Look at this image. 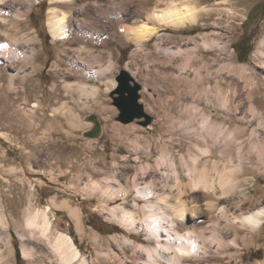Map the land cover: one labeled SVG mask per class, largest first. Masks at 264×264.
<instances>
[{
    "label": "rangeland",
    "instance_id": "rangeland-1",
    "mask_svg": "<svg viewBox=\"0 0 264 264\" xmlns=\"http://www.w3.org/2000/svg\"><path fill=\"white\" fill-rule=\"evenodd\" d=\"M164 1L90 0L84 27L95 23L106 42L84 43L85 54L77 50L82 42L76 36L52 39L47 27L50 0L30 1L19 35L31 38L23 48L31 58L13 63L0 59V255L10 264L52 263L46 260V244L25 228L26 216L37 209H48L51 233L70 234L87 264H144L140 252L124 245L127 252L122 254L118 245L131 230L109 208L125 200L101 199L87 184L103 181L113 171L122 181L142 164L154 166L162 150L178 166L182 156L190 160L194 155L198 161L235 164L236 180L215 212L219 234L227 233L222 246L221 240L220 246L216 239L209 246L206 240V249L216 256L211 263L264 264V217L254 229L226 218L264 206V0H195L200 9L196 24L161 28L140 47L118 30L119 24L132 27L147 21L149 11L163 7ZM203 38L215 41L208 46L201 43ZM159 46H179L188 55L168 56ZM246 51V60L240 61ZM185 56L191 60L184 65ZM108 65L95 78L85 74ZM122 68L141 84L139 102L150 117L145 125L144 116L126 123L117 119L110 94ZM208 123H221L234 138L220 135L214 140L208 134L213 155L204 156L196 140ZM149 170L146 180L161 187V172L149 168L144 174ZM137 177L143 186L142 173ZM204 215L200 224L207 236L213 221ZM140 224L132 237L147 243ZM22 246L31 255H23Z\"/></svg>",
    "mask_w": 264,
    "mask_h": 264
},
{
    "label": "bare ground",
    "instance_id": "bare-ground-1",
    "mask_svg": "<svg viewBox=\"0 0 264 264\" xmlns=\"http://www.w3.org/2000/svg\"><path fill=\"white\" fill-rule=\"evenodd\" d=\"M30 1L0 0V59L4 58L8 62L13 63L17 60L21 62L22 60L31 58H27L26 51L23 50V48L30 46L29 41L31 38L27 37V35H19L20 31L23 30L21 27L24 21L23 18L31 8ZM93 2L96 4L98 0H93ZM164 2L166 4L163 7L149 11L147 21L143 20L132 27L119 24L118 30L123 32V35L137 47H140L155 36L161 28L180 29L198 22L200 9L195 0H166ZM89 3L90 0H50L48 8L47 27L52 39L65 40L76 36L82 42V45L77 48L79 52L81 51L80 54H85L82 51L86 50L84 43L97 41L100 44H105L106 42V39L102 38L101 29L95 23L88 25V28L84 27L83 22L85 20L83 14L88 12L86 4ZM214 41H208L203 38L201 43L203 42L211 46ZM158 48L168 56L188 55L187 50L185 51L179 46L174 50L164 46H159ZM193 50L195 49L193 48ZM193 50H190V53ZM93 57L98 58V54ZM185 58L184 65L190 59L188 56H185ZM108 68L109 65L96 70L92 68L93 71L90 73L85 72L84 69V72L86 76L95 78L97 74L105 73ZM217 93L221 97V89L217 90ZM226 101L224 99V102ZM208 134H212L210 136L214 140L220 135L223 138L228 137L229 139L230 136L234 138L232 131L228 130V128L224 130L221 127V123H208L205 127V133H202L201 138L196 140L197 143L202 144V146L197 144V148L204 156L213 155V150L207 146ZM198 159V155L190 157V160H186L182 156L178 166L174 158L162 150L154 166H150V163L142 164L133 175H125L122 181L115 174L116 171H113L103 181L95 180L87 184L89 190L97 192L102 197L101 199L111 201L121 197L125 200L123 203H117L109 208L111 216L121 225L131 230V232L126 230L128 231H125L127 234L123 235L118 242L122 254L127 252L123 247L125 245L126 248L131 246V250L134 253L140 252L139 254L142 255V258H138L143 259L144 264H216L210 261L211 259H215L216 256H211L206 247L214 239L217 240L218 246H220L221 240L222 246V238L227 231H224L221 235L219 234L220 231L216 226L219 217L215 212L220 199H222V195L229 192L234 184V180H236L237 167L231 161L228 164L223 162L221 165L218 161L208 162V160L198 161ZM149 168H155V171L158 169L161 172L164 181L161 182L162 188L158 187L159 183L157 181L146 180L149 173H151V169L146 175L144 173ZM139 173H142L143 186L139 185L140 182L137 177ZM132 187L133 190H131ZM129 197H131L130 201L132 205L128 204L127 199ZM199 197L202 198L199 199ZM141 201H144V204L140 206ZM151 205H156L162 211L146 208ZM47 210L37 209L35 212L29 213L25 218L26 230L36 240H42L46 244L50 253L46 257V260L49 263L52 262L51 264H87L85 256L82 255L78 245H76L70 234L63 231L51 233V220ZM72 213L77 217L79 211L77 212L74 209ZM204 213L213 221L211 234L207 236L205 235L203 223L200 224V222H204L200 220L205 216ZM263 217L264 206L260 205L246 212L226 218L227 221L232 223H247V225L254 229V227L259 226ZM139 223H141L140 225H142V228L144 227L143 230L147 233L144 239L147 243L140 242L137 240V237H132V234L138 229ZM1 225H3L2 222ZM78 226L80 225L78 224ZM229 229L238 232L233 226H230ZM198 238L202 239V243ZM206 240L208 241V246L205 245ZM233 242L237 243L236 240H233ZM110 249L113 254L119 256L120 253L115 252L111 247ZM137 249L138 251H136ZM30 252L31 250L22 246L23 255L28 256ZM1 255L0 264H10L9 259H5ZM5 260L8 262L5 263Z\"/></svg>",
    "mask_w": 264,
    "mask_h": 264
},
{
    "label": "water",
    "instance_id": "water-1",
    "mask_svg": "<svg viewBox=\"0 0 264 264\" xmlns=\"http://www.w3.org/2000/svg\"><path fill=\"white\" fill-rule=\"evenodd\" d=\"M115 80L116 85L110 96L112 104L119 111L117 119L126 123L144 116L146 117L144 125L147 124L150 117L143 111V105L139 102L141 84L135 80L126 68L119 70Z\"/></svg>",
    "mask_w": 264,
    "mask_h": 264
},
{
    "label": "trees",
    "instance_id": "trees-1",
    "mask_svg": "<svg viewBox=\"0 0 264 264\" xmlns=\"http://www.w3.org/2000/svg\"><path fill=\"white\" fill-rule=\"evenodd\" d=\"M247 53H248V52L246 51V52H245V57H243V58H242V57H239V60H240V61H245V60H246V57H247ZM16 253H17V257H20V256H19L18 248H16Z\"/></svg>",
    "mask_w": 264,
    "mask_h": 264
}]
</instances>
